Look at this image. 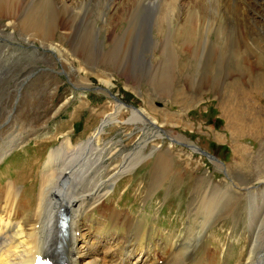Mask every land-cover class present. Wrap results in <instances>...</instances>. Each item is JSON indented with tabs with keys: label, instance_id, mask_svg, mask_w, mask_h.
Listing matches in <instances>:
<instances>
[{
	"label": "rangeland",
	"instance_id": "obj_1",
	"mask_svg": "<svg viewBox=\"0 0 264 264\" xmlns=\"http://www.w3.org/2000/svg\"><path fill=\"white\" fill-rule=\"evenodd\" d=\"M42 1L43 4L46 0ZM116 1L119 9L105 2L102 6L83 5L75 11L76 15L72 14L71 25L62 24V29L56 31L52 42L63 50L62 61L73 63V67L66 66L69 68L64 70L58 54L43 53L40 41L32 45L26 42L27 36L16 33L10 37L6 35L11 32L8 26L3 30L5 35L0 33V153L9 149L11 143L27 137L0 161V184L16 181L24 189L27 201L34 205L40 170L49 153L68 138L73 145L89 140L113 111L116 98L127 107L120 125L105 128L99 139L102 151L94 161L104 163V178L124 168L107 204L146 218L148 226L144 227L151 231L145 240L147 244L163 242L165 234L185 231L192 221V199L201 178L206 179L205 184H212L211 189H226L231 179L243 186H255L251 192L257 198L258 208H263L264 187L260 185L264 183V2L248 7L250 18L258 17L262 25L256 26L251 20L250 29L243 26L246 22L230 23L232 30L220 35L214 30L209 39L194 45L196 38L186 40L183 27L207 17L208 13L212 15L200 0L184 1L179 9L182 23L178 20L170 29L156 11L146 18L128 19L127 0L124 4L120 3L122 0ZM26 7L43 12L45 26H54L58 15L50 2H45L44 7L38 4ZM238 7L235 9L238 12L245 9ZM101 11L105 15L98 19L93 16ZM96 19L92 27L90 20ZM6 23L0 20V25ZM127 23L146 34L141 37L134 30L130 36H124L117 60L122 58L125 65L102 63L98 54L107 62L105 51L111 45L109 37L104 36L121 34ZM70 28L72 35L68 34ZM157 28L165 30L158 33ZM168 32L175 36L168 37ZM88 42L93 44L90 50ZM94 46H101L103 51L95 50ZM79 69L85 70L79 73ZM108 80L112 84L108 85ZM164 82L167 86L163 88ZM131 106L147 110L157 121V127L145 118L124 123L131 117ZM56 108L57 115H50ZM152 136L154 141L143 144ZM183 143L197 145L220 162L193 152ZM171 163L173 167L167 168ZM78 189L88 191L85 183ZM71 195L69 201L86 200H77L81 196L74 192ZM221 202L218 207L225 205ZM234 207V212L221 216L209 232V245L229 251L228 264L245 260L256 210L248 199H241ZM93 215L98 217L96 211ZM105 226L103 232H114Z\"/></svg>",
	"mask_w": 264,
	"mask_h": 264
},
{
	"label": "bare ground",
	"instance_id": "obj_2",
	"mask_svg": "<svg viewBox=\"0 0 264 264\" xmlns=\"http://www.w3.org/2000/svg\"><path fill=\"white\" fill-rule=\"evenodd\" d=\"M47 1L52 5V9L57 13L55 15H58V18H54V26L49 25L46 27L42 21L44 17L43 12L41 14L40 10L35 9L36 7L34 11H30L26 6L38 4L44 7ZM184 1L186 0H127V16L128 19H141L140 17L146 18L150 16L148 14L156 11L157 16L165 19L170 29L180 19L179 9H181L180 7ZM200 1L203 2L201 4L204 7L211 10L208 11L212 15L209 16L208 13L207 17L201 16L203 18L197 21L192 19L194 23L189 21L191 24L183 27L184 32L182 34L187 33L186 40L193 41L196 38V41L193 42L194 45H196L197 41H200L199 44H201L202 40L209 39L210 34L214 33V30L218 32L217 35L232 30L233 26L230 23L241 24L242 22H246L243 26L250 29L251 20L256 26L262 25V21L258 20V17L250 18L248 7H251L253 4L262 5L264 0ZM42 2V0H0V20L7 21L5 25H0V33L4 34L3 30L8 26L11 32L6 35H10V37H13L16 33L20 36L22 35V37L27 36L29 40L26 42L32 45L35 44V41H40L39 44L44 49L43 53L49 55L58 54L57 57L63 65V70L66 66L73 67V63L70 62L71 64H68L62 61L63 50L59 49V46H55L52 42L56 31L62 29V24L66 26L71 25L70 18L72 14L76 15L75 11L81 9L83 5L100 4L102 6L105 2L116 8L119 4V2L116 3V0H46L43 4ZM123 2L124 0L120 3ZM196 3L198 4V1ZM240 5L245 8L243 12H241L242 9H240V12L235 10ZM22 6H24L23 9ZM101 6H99V11L101 10ZM232 6L235 7L231 8ZM184 7L186 8V6ZM222 7H224V10ZM235 11L236 14H234ZM89 12L88 19H90ZM101 12H96L93 16L98 19L101 14L106 13ZM125 13L124 11V16ZM111 18H109V21H112L113 18ZM97 19L96 21L90 20L92 27H94L93 23H97ZM124 20L126 19L124 18ZM180 20L179 22H181ZM130 21L134 23L132 20ZM138 22L140 23V21ZM238 26L241 25L238 24ZM134 28L136 26L131 27L127 23L126 29L122 30L121 34L109 32L110 34L104 36V38L109 37L111 45H108L109 48L105 51L106 56L104 57H109L107 62H105L106 59L102 55L98 54L102 63L107 65H112L113 63L114 66L118 67L121 63L124 64L121 60L122 58L117 60V56H119L121 50L119 49L121 47L120 43H122L121 41L124 36L133 34ZM157 29L158 33L165 30ZM107 30L109 29L107 28ZM135 32H138L141 37L146 34L140 31V29L139 31L135 30ZM68 34H73L71 28ZM172 36L173 34L168 32V37ZM101 44L103 45V40H101ZM92 45V43L88 42L87 46L89 50L92 49ZM99 48L102 50L101 46ZM99 48L95 47V50ZM87 52L89 54V51ZM63 59L65 60V58ZM127 62L130 64V61L127 60ZM174 65H176V62L173 60L172 66L174 67ZM84 70L79 69L78 71L80 73ZM109 80L106 81L108 85L111 83ZM163 85V88L165 85L167 86L165 82ZM99 89L103 91L107 90L106 88ZM113 99L116 101L115 107L102 120L101 129L99 128L100 131H95L89 140L76 145H73L68 138L63 142L61 147L54 149L48 155L47 162H45L40 170V182L34 205H31L27 201L24 189L19 187L16 181H8L6 185L0 184V264H36L40 255L52 259H63L68 264H228L230 259L229 251H219L215 246L209 245V232L221 216H227L234 212L235 204L241 199H248L250 203L256 206V210L254 211L255 217L252 220L254 227L249 240L250 245L247 256L244 261L242 258L238 260V264H264V205L263 208H258L257 198L253 197V193L251 192V189L255 186H243L237 180L231 179L232 181L228 183L226 189L218 187H216L217 189H211L212 184L209 182L205 184L206 179L201 178L192 199V211L190 210V215H192L191 223L187 225V228L182 233L165 234L164 241L160 243L150 242L147 244L145 242L147 237L149 239L151 233L150 230L144 227L148 226L146 218L137 217V215L135 216L130 211H123L119 207V209L115 207V205L110 207L107 204L109 195L114 192L113 187L116 184V178L120 176L124 168L118 169L108 178H104L102 174L104 171H102V166H105L104 163L95 162L94 160H96V156H99L102 151L99 139L105 132V128L111 124L120 125L122 114L127 107L119 99ZM65 104H62L60 108ZM131 108V117L124 123L136 122L137 120L142 121L145 118L157 127V121L150 116L147 110L138 109L134 106H131ZM57 113L58 109L56 108L50 115L55 116ZM159 137L161 136L159 135ZM25 138L27 139L26 135L20 138V140H16L17 142L11 143V147L9 146L10 150L5 148L7 151L4 149L5 152L0 153V161L14 146L23 144ZM149 141H154V137L152 136L145 140L143 144L147 145ZM213 160L217 163L220 162L217 159ZM172 165L171 163L166 167H173ZM220 165L224 166L223 164ZM93 182L96 183L93 184ZM82 183H85L87 186V192L78 189ZM64 185H66V188H64ZM260 186L264 187V183ZM57 190H60V192ZM71 192L81 196L77 200L83 198H86V200L78 203L69 201L72 197ZM222 200L225 205L218 207V203ZM94 211L98 213V217L93 215ZM64 225H67L66 228H64ZM105 225H108L114 232L106 233L104 231V233L102 231L104 228L102 229V227Z\"/></svg>",
	"mask_w": 264,
	"mask_h": 264
},
{
	"label": "water",
	"instance_id": "obj_3",
	"mask_svg": "<svg viewBox=\"0 0 264 264\" xmlns=\"http://www.w3.org/2000/svg\"><path fill=\"white\" fill-rule=\"evenodd\" d=\"M176 144H181V143L177 142ZM182 145H184L185 147H187V148L193 150L194 152H197V153H199V154L205 156V157L208 158L209 160L216 159L215 157H213L212 155H210L208 152H206V151L202 150L201 148H199L196 144H194V145H196V146H191V145L184 144V143H183ZM212 158H213V159H212ZM218 161H220V160H218Z\"/></svg>",
	"mask_w": 264,
	"mask_h": 264
}]
</instances>
